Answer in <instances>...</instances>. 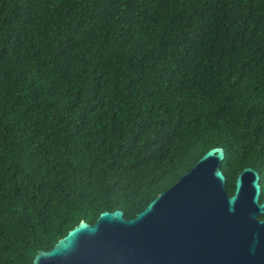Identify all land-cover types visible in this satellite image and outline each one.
<instances>
[{"label": "trees", "instance_id": "16d2710c", "mask_svg": "<svg viewBox=\"0 0 264 264\" xmlns=\"http://www.w3.org/2000/svg\"><path fill=\"white\" fill-rule=\"evenodd\" d=\"M216 147L264 202V0H0V264L135 218Z\"/></svg>", "mask_w": 264, "mask_h": 264}, {"label": "water", "instance_id": "95a60500", "mask_svg": "<svg viewBox=\"0 0 264 264\" xmlns=\"http://www.w3.org/2000/svg\"><path fill=\"white\" fill-rule=\"evenodd\" d=\"M222 148L207 151L135 218L80 221L32 264H264L259 174L245 168L227 195Z\"/></svg>", "mask_w": 264, "mask_h": 264}]
</instances>
